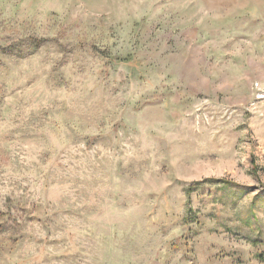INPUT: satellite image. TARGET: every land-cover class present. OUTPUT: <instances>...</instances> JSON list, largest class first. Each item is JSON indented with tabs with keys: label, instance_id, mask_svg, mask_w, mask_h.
Returning <instances> with one entry per match:
<instances>
[{
	"label": "rangeland",
	"instance_id": "374dc122",
	"mask_svg": "<svg viewBox=\"0 0 264 264\" xmlns=\"http://www.w3.org/2000/svg\"><path fill=\"white\" fill-rule=\"evenodd\" d=\"M0 264H264V0H0Z\"/></svg>",
	"mask_w": 264,
	"mask_h": 264
},
{
	"label": "trees",
	"instance_id": "16d2710c",
	"mask_svg": "<svg viewBox=\"0 0 264 264\" xmlns=\"http://www.w3.org/2000/svg\"><path fill=\"white\" fill-rule=\"evenodd\" d=\"M263 256L262 255H260V258H262Z\"/></svg>",
	"mask_w": 264,
	"mask_h": 264
}]
</instances>
